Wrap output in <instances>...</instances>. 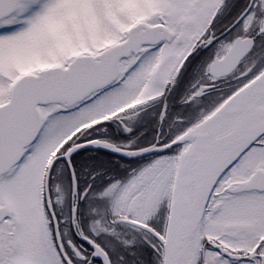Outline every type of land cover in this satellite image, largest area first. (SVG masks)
<instances>
[{"label": "snow or ice", "instance_id": "6c2138e0", "mask_svg": "<svg viewBox=\"0 0 264 264\" xmlns=\"http://www.w3.org/2000/svg\"><path fill=\"white\" fill-rule=\"evenodd\" d=\"M0 264H264V0H0Z\"/></svg>", "mask_w": 264, "mask_h": 264}]
</instances>
